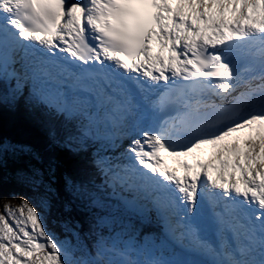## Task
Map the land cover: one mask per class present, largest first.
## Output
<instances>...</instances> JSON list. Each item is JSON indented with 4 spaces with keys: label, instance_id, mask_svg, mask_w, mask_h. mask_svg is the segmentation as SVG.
<instances>
[{
    "label": "snow or ice",
    "instance_id": "1",
    "mask_svg": "<svg viewBox=\"0 0 264 264\" xmlns=\"http://www.w3.org/2000/svg\"><path fill=\"white\" fill-rule=\"evenodd\" d=\"M0 264H264V0H0Z\"/></svg>",
    "mask_w": 264,
    "mask_h": 264
},
{
    "label": "trees",
    "instance_id": "2",
    "mask_svg": "<svg viewBox=\"0 0 264 264\" xmlns=\"http://www.w3.org/2000/svg\"><path fill=\"white\" fill-rule=\"evenodd\" d=\"M22 109L16 112H10L0 108V137H9L13 140L25 141L40 146V135L32 128L27 116ZM29 125H28V124ZM12 186L11 183L0 182V196L2 198L4 191H8ZM10 195L5 196V201L8 202Z\"/></svg>",
    "mask_w": 264,
    "mask_h": 264
},
{
    "label": "rangeland",
    "instance_id": "3",
    "mask_svg": "<svg viewBox=\"0 0 264 264\" xmlns=\"http://www.w3.org/2000/svg\"><path fill=\"white\" fill-rule=\"evenodd\" d=\"M9 183H11V182H9ZM11 184H12V186L10 187V189L8 191H4L5 195H3L2 198L0 196V202L1 201L5 202V199H4L5 196L7 197L9 195V193L12 191H17V192L23 191L22 189L17 188L13 183H11ZM18 199H19V197H17L16 199H13L12 196L10 195V198H9L10 201L8 203L15 205L17 203Z\"/></svg>",
    "mask_w": 264,
    "mask_h": 264
}]
</instances>
